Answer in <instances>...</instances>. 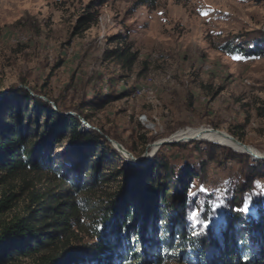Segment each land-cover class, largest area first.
<instances>
[{
	"label": "rangeland",
	"instance_id": "obj_1",
	"mask_svg": "<svg viewBox=\"0 0 264 264\" xmlns=\"http://www.w3.org/2000/svg\"><path fill=\"white\" fill-rule=\"evenodd\" d=\"M142 1L0 0V94L24 85L54 108L84 120L81 129L104 130L112 162H103L108 181L92 185L76 151L67 143L54 146L55 172L11 178L0 187V200L4 193L16 194L4 217L29 215L38 207L31 202L33 194L48 204L73 199L76 207L64 239L74 246L88 243L103 214L96 202L108 205L125 184L122 167L129 161L109 139L140 158L157 141L180 131L227 137L215 128L264 156V43L259 48L251 44L249 54L230 53L225 46L243 47L249 34L264 32V0ZM106 96L112 100L103 105ZM188 139L164 143L155 152L175 171L189 166L198 173L188 189L195 200L186 210L188 226L195 227L205 210L200 229L218 227L226 213L225 197L242 180V164L219 148L210 158L203 143L213 141ZM154 155L132 164L144 168ZM249 158L264 166V159ZM65 177L68 187L62 183ZM252 193L254 200L264 193V179L254 181ZM62 218L56 214L57 224ZM165 229L161 224L158 234ZM239 229L243 232L244 224ZM178 243L175 238L160 264H201L192 249Z\"/></svg>",
	"mask_w": 264,
	"mask_h": 264
},
{
	"label": "trees",
	"instance_id": "obj_2",
	"mask_svg": "<svg viewBox=\"0 0 264 264\" xmlns=\"http://www.w3.org/2000/svg\"><path fill=\"white\" fill-rule=\"evenodd\" d=\"M253 43L256 47L264 43L263 31L249 34L243 47L230 46V42L225 46L230 53L249 54L253 52L249 47ZM111 100L112 97L106 96L102 104ZM82 123L78 116L63 113L58 105L54 108L36 92L32 95L24 85L1 93L0 187H5L11 178L46 169L55 172L52 148L65 143L78 154L92 185L108 181L103 167L104 161L112 164L107 160V133L81 129ZM203 144L210 158L219 148L243 168L242 180L225 197L226 213L218 227L208 224L200 229L205 210L195 227L188 226L186 210L195 202L188 196V189L198 173L189 166L175 171L160 159L158 150L144 168L128 165L129 162L122 167L125 184L108 205L96 202L95 207L103 210V214L90 241L83 245H70L64 239L75 200L55 198L48 204L41 200V195L33 194L30 198L38 205L36 209L29 215L15 213L6 218L4 214L14 206L16 194L4 193L0 200V264L20 258H29L32 264H160L167 258L175 238L178 247L192 249L201 264H264V193L257 200L252 198L254 181L264 179V166L254 164L247 153L213 142ZM23 181L27 183L25 178ZM67 182L65 177L62 183ZM68 186L67 183L64 187ZM245 203L247 211L242 210ZM56 214L63 216V223L57 224ZM161 224L166 229L158 234ZM46 228L50 230L45 231ZM245 229L251 233V241Z\"/></svg>",
	"mask_w": 264,
	"mask_h": 264
},
{
	"label": "bare ground",
	"instance_id": "obj_3",
	"mask_svg": "<svg viewBox=\"0 0 264 264\" xmlns=\"http://www.w3.org/2000/svg\"><path fill=\"white\" fill-rule=\"evenodd\" d=\"M212 130L216 131V132H219L227 137H219L220 140H215L213 139L212 137H201V136H198L194 133H191V132H186V131H180L178 133H176L174 135L173 138L171 139H165V140H161V141H157L154 145V148L151 152H147L146 151V160L150 159L151 155H153V153H156L155 151L162 145V143L164 142H168V141H182L181 139H184L186 137H189L191 139H188V140H196V139H204V140H210V141H213V142H216V143H220V144H223V145H227L233 149H236L237 151H247L248 154H250V152L252 153H258L255 149L251 148L249 146L250 149H246L244 146H242L239 142H238V139L234 138L233 136H231L229 133H225V132H222V131H217L215 128H211ZM213 137H217L216 135H214ZM229 137V138H228ZM152 144H149L148 147H150ZM125 148V147H124ZM126 149V148H125ZM118 151H121V149L119 150V147L117 148ZM122 154H123V157L125 158H128V159H131V155L128 153V150H123L121 151ZM261 155V153H258ZM149 157V158H148ZM144 158V159H145ZM142 161V160H141ZM131 163H136V162H131Z\"/></svg>",
	"mask_w": 264,
	"mask_h": 264
},
{
	"label": "water",
	"instance_id": "obj_4",
	"mask_svg": "<svg viewBox=\"0 0 264 264\" xmlns=\"http://www.w3.org/2000/svg\"><path fill=\"white\" fill-rule=\"evenodd\" d=\"M83 122L86 124V122L83 120ZM88 124V123H87ZM217 131H219L218 129H216ZM232 136V135H231ZM235 138V137H234ZM109 141L111 142V144L113 145V147L115 148V149H117L118 147H119V150L121 149V151H123V150H127V149H125L124 148V146L121 144V143H119L118 141H116V140H113V139H109ZM173 142H178V141H168V142H165V143H173ZM238 142L242 145V146H244L246 149H250L249 148V145H247V144H245V143H243L242 141H239L238 140ZM162 144H164V142L162 143ZM251 146V145H250ZM252 148H254L253 146H251ZM255 149V148H254ZM255 150H257V149H255ZM120 151V152H121ZM122 153V152H121ZM128 153L131 155V159H128V161L131 163V162H136V163H143V162H145L146 161V153L144 154V156L143 157H135L134 155H132V153H130V151L128 150ZM250 154L251 155H253V157L255 158V159H264V156H262V155H259V154H257V153H252V152H250ZM145 158V159H144ZM142 160V161H141Z\"/></svg>",
	"mask_w": 264,
	"mask_h": 264
},
{
	"label": "snow or ice",
	"instance_id": "obj_5",
	"mask_svg": "<svg viewBox=\"0 0 264 264\" xmlns=\"http://www.w3.org/2000/svg\"><path fill=\"white\" fill-rule=\"evenodd\" d=\"M205 15H207V13H204ZM235 59H240V57H235ZM243 211H247L248 208H247V203H245V206L243 207L242 209ZM198 216V213H194L193 214V218L195 219L196 217ZM205 227H207V225H204Z\"/></svg>",
	"mask_w": 264,
	"mask_h": 264
},
{
	"label": "built area",
	"instance_id": "obj_6",
	"mask_svg": "<svg viewBox=\"0 0 264 264\" xmlns=\"http://www.w3.org/2000/svg\"><path fill=\"white\" fill-rule=\"evenodd\" d=\"M83 124H84V122H83Z\"/></svg>",
	"mask_w": 264,
	"mask_h": 264
}]
</instances>
